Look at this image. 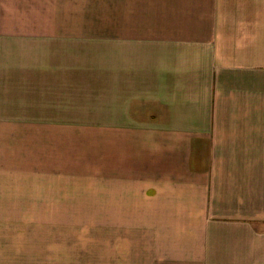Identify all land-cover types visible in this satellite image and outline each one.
<instances>
[{
    "label": "crops",
    "instance_id": "1",
    "mask_svg": "<svg viewBox=\"0 0 264 264\" xmlns=\"http://www.w3.org/2000/svg\"><path fill=\"white\" fill-rule=\"evenodd\" d=\"M119 1L101 58L73 27L3 37L0 264H77L82 182L102 175L105 213L137 216L139 258L264 264L257 1Z\"/></svg>",
    "mask_w": 264,
    "mask_h": 264
},
{
    "label": "rangeland",
    "instance_id": "2",
    "mask_svg": "<svg viewBox=\"0 0 264 264\" xmlns=\"http://www.w3.org/2000/svg\"><path fill=\"white\" fill-rule=\"evenodd\" d=\"M256 1L257 14H264V0ZM119 2V0H75L74 7H71L67 5V0H0V50L3 47L2 42H5L3 37L8 38L9 33L18 37L20 33L29 31L46 30L49 33H57V31L71 30L73 27L74 30L80 31L82 49L83 46H86V50L91 49L94 52V47H98L95 52H98V58H101L103 57L104 37L120 29L119 16L122 7ZM73 17L74 23L72 22ZM93 38L97 42L94 47H91ZM16 41L22 40L17 39ZM4 46L8 47L7 41ZM260 115L258 109V118L252 121L259 128H264V120L259 117ZM81 122L99 126L96 124L104 123L105 120H81ZM251 137L256 138L257 142H263L261 144L264 146V135ZM262 153L264 150L256 152L258 157ZM84 161L82 158V162ZM257 165L260 163L258 162ZM86 178L87 182H82L84 189L81 190L82 241L81 258H77V264H170L167 263V260L177 261V258H139L136 245L137 216L106 214L103 194L106 192L104 176H88V179ZM101 194L102 196H100ZM99 196L100 198H98ZM52 217L58 222L66 224H68V220L72 219L71 215ZM74 218L76 220V215ZM115 239L124 240L127 243L129 246L128 256L125 255L126 252L121 254V251H126L125 244L122 241H113ZM117 244L119 249L116 254ZM112 247L113 250L110 251ZM64 259V264H67V258Z\"/></svg>",
    "mask_w": 264,
    "mask_h": 264
}]
</instances>
